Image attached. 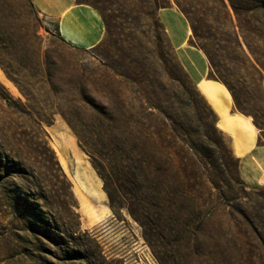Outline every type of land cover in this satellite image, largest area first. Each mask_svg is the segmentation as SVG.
<instances>
[{
	"label": "rangeland",
	"instance_id": "374dc122",
	"mask_svg": "<svg viewBox=\"0 0 264 264\" xmlns=\"http://www.w3.org/2000/svg\"><path fill=\"white\" fill-rule=\"evenodd\" d=\"M76 2L109 9L112 20L100 47L82 49L64 42L56 20L39 15L30 0H0V264H30L14 254L11 244L24 235L17 209L23 198L38 203L73 237L81 257L74 264H229L223 257L197 259L186 246L168 245L154 231H143L125 209H110L94 160L104 166L116 203L122 192L120 178L109 167L111 142L97 135V107L118 106L134 123L149 124L147 103L133 82L135 70L128 58L131 46L139 44L132 41L135 24L122 16L138 3ZM188 2L195 8L196 36L172 0L157 12L177 60L195 85L203 79L221 83L222 77L233 89L232 95L218 83L230 94L231 112L249 117L252 125L253 118L264 125V0ZM261 134L255 128V148L239 161L243 196L249 200L264 197L257 182L264 171L263 138L257 144ZM248 201L239 199L244 208ZM42 243L51 247L44 239ZM256 244L250 238L241 250L221 244L218 251L232 254L238 259L235 264H264V241L259 245L261 259L253 252Z\"/></svg>",
	"mask_w": 264,
	"mask_h": 264
},
{
	"label": "trees",
	"instance_id": "16d2710c",
	"mask_svg": "<svg viewBox=\"0 0 264 264\" xmlns=\"http://www.w3.org/2000/svg\"><path fill=\"white\" fill-rule=\"evenodd\" d=\"M172 1L195 35V8L188 0ZM135 2L138 3L136 9L122 16L124 21L133 20L135 24L131 36L132 41L139 44L131 46L128 58L135 70L133 82L147 103L149 124L134 123L118 106L112 109L97 107L100 119L97 135L101 140L108 138L111 142L109 167L112 166V172L120 178L122 192L121 202L116 203L108 191L104 166L94 160L109 207L125 209L143 231H154L160 238H165L168 245L173 242L178 248L186 246L197 259L223 257L229 264H235L238 259L218 251L219 247L223 244L241 250L243 241L250 238L257 243L253 252L261 259L263 252L259 245L264 241V197L255 195L249 200L248 196H243L246 186L239 176V160L232 153L230 140L217 128L215 113L173 52L157 18V12L168 7L171 0ZM93 8L100 15L106 33L112 20L109 9ZM100 46L101 43L91 49ZM201 49L209 64L214 66L207 48ZM218 80L233 95L229 83L222 77ZM235 107L248 115L238 103ZM252 123L264 133L263 124L255 118ZM262 138L264 140V134L258 137V145ZM95 148L97 144L92 145L96 153L98 149ZM242 197L249 200V207L244 208L239 202ZM17 209L24 235H17L11 244H15L14 254L22 262L74 264L81 258L71 243L73 237L61 231L38 203L23 198ZM169 237L173 239L169 241ZM41 238L51 247H43Z\"/></svg>",
	"mask_w": 264,
	"mask_h": 264
},
{
	"label": "crops",
	"instance_id": "0c3cea01",
	"mask_svg": "<svg viewBox=\"0 0 264 264\" xmlns=\"http://www.w3.org/2000/svg\"><path fill=\"white\" fill-rule=\"evenodd\" d=\"M37 13L45 19H55L57 34L66 43L90 49L100 44L105 28L98 12L76 0H30ZM219 83V82H218ZM216 81L203 79L196 86L217 117V128L230 140L232 153L239 161L255 148L254 126L248 119L231 112V97ZM203 97V98H204ZM206 101V102H207ZM245 119L246 121L242 120ZM257 182L264 187V171Z\"/></svg>",
	"mask_w": 264,
	"mask_h": 264
},
{
	"label": "bare ground",
	"instance_id": "6f19581e",
	"mask_svg": "<svg viewBox=\"0 0 264 264\" xmlns=\"http://www.w3.org/2000/svg\"><path fill=\"white\" fill-rule=\"evenodd\" d=\"M173 29V28H172ZM194 49V48H193ZM195 50V49H194Z\"/></svg>",
	"mask_w": 264,
	"mask_h": 264
}]
</instances>
